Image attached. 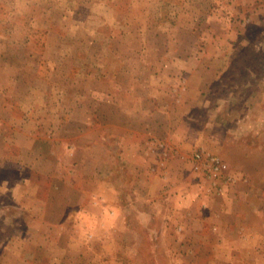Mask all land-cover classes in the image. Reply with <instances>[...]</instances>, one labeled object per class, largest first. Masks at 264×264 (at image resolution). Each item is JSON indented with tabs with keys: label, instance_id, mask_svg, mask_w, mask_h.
Segmentation results:
<instances>
[{
	"label": "rangeland",
	"instance_id": "374dc122",
	"mask_svg": "<svg viewBox=\"0 0 264 264\" xmlns=\"http://www.w3.org/2000/svg\"><path fill=\"white\" fill-rule=\"evenodd\" d=\"M0 264H264V0H0Z\"/></svg>",
	"mask_w": 264,
	"mask_h": 264
},
{
	"label": "built area",
	"instance_id": "2783aa9c",
	"mask_svg": "<svg viewBox=\"0 0 264 264\" xmlns=\"http://www.w3.org/2000/svg\"><path fill=\"white\" fill-rule=\"evenodd\" d=\"M198 157L201 156V154H197ZM206 162L208 164V169L215 174L216 176L220 174L221 172V163L220 159L215 156H209L206 158Z\"/></svg>",
	"mask_w": 264,
	"mask_h": 264
},
{
	"label": "crops",
	"instance_id": "0c3cea01",
	"mask_svg": "<svg viewBox=\"0 0 264 264\" xmlns=\"http://www.w3.org/2000/svg\"><path fill=\"white\" fill-rule=\"evenodd\" d=\"M256 8V7H255ZM156 170V169H155Z\"/></svg>",
	"mask_w": 264,
	"mask_h": 264
}]
</instances>
